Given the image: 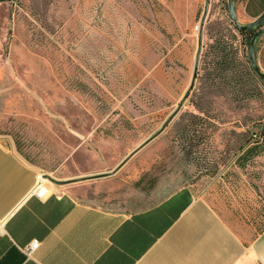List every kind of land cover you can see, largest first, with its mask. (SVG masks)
Listing matches in <instances>:
<instances>
[{
  "label": "rangeland",
  "instance_id": "rangeland-1",
  "mask_svg": "<svg viewBox=\"0 0 264 264\" xmlns=\"http://www.w3.org/2000/svg\"><path fill=\"white\" fill-rule=\"evenodd\" d=\"M227 3L0 0V136L38 181L66 186L112 173L176 112L77 199L116 209L130 191L184 187L253 239L264 229V81L238 64L251 34L233 26ZM233 8L245 26L264 0ZM254 49L264 74V35Z\"/></svg>",
  "mask_w": 264,
  "mask_h": 264
},
{
  "label": "crops",
  "instance_id": "crops-1",
  "mask_svg": "<svg viewBox=\"0 0 264 264\" xmlns=\"http://www.w3.org/2000/svg\"><path fill=\"white\" fill-rule=\"evenodd\" d=\"M39 176L0 136V264H264V229L239 236L188 188L130 191L107 209L77 199L86 177L37 199Z\"/></svg>",
  "mask_w": 264,
  "mask_h": 264
},
{
  "label": "water",
  "instance_id": "water-1",
  "mask_svg": "<svg viewBox=\"0 0 264 264\" xmlns=\"http://www.w3.org/2000/svg\"><path fill=\"white\" fill-rule=\"evenodd\" d=\"M233 1L234 0H228V3H227V9H228V15H229V19L231 21V23L233 24V26L240 32H249V31H253V30H256L257 28H259L263 22H264V11L254 20L252 21L251 23L245 25V26H241L237 23V20H236V16H235V12H234V8H233ZM264 35V27L261 28L258 32H256L254 34V36L252 37V39L250 40V43H249V46H248V60L250 62V66L253 70V72L255 73V75L264 81V74L261 73L255 63V58H254V47H255V41L260 37ZM197 59H198V53L196 55V62H197ZM195 72H196V65H195V68H194V72H193V76H192V81H191V84L189 86V89L187 90L186 94L184 95L183 99H182V102L186 99L187 95L189 94L190 90L192 89L193 87V82L195 80ZM176 114V112H174L170 118L164 123V125L162 126V128L160 129V131H158L153 137L149 138L145 143H143L138 149H136L135 151H133L112 173H109V174H105V175H97V176H93L94 179H97V178H102V177H106V176H111L112 174H114L117 169H119L122 165H124L128 159H130L135 153H137L141 148H143L145 145H147L150 141H152L167 125L168 123L170 122V120L174 117V115ZM92 177L91 178H88V179H93ZM51 183L53 185H56V186H62L63 184L62 183H58V182H54V181H51Z\"/></svg>",
  "mask_w": 264,
  "mask_h": 264
},
{
  "label": "trees",
  "instance_id": "trees-1",
  "mask_svg": "<svg viewBox=\"0 0 264 264\" xmlns=\"http://www.w3.org/2000/svg\"><path fill=\"white\" fill-rule=\"evenodd\" d=\"M247 12L249 13V14H252V13H255L254 11H252L249 7L247 8ZM255 15H258V14H255ZM242 34H251V36H249L250 37V40L252 39V37L254 36V34H255V32L254 31H249V32H241ZM250 40H249V43H250ZM256 42H257V40L255 41V44H256ZM249 43H248V46H249ZM255 52H256V49H254V54H255ZM220 62L221 63H223V64H225V65H230L231 64V62H228V60H227V57H222L221 59H220ZM238 64H242V65H244V70H243V73L246 75V76H248V77H250L251 79H253L256 75H255V73L253 72V70H252V68H251V66H250V62H249V60L245 63V62H243V61H241V63L239 62ZM263 132H264V129H263ZM254 138L255 137H257V136H253ZM256 145H254L253 146V148L252 149H250L249 150V152L251 153V155H254V153H255V150L256 149H254V147H255Z\"/></svg>",
  "mask_w": 264,
  "mask_h": 264
},
{
  "label": "built area",
  "instance_id": "built-area-1",
  "mask_svg": "<svg viewBox=\"0 0 264 264\" xmlns=\"http://www.w3.org/2000/svg\"><path fill=\"white\" fill-rule=\"evenodd\" d=\"M46 194V187L45 185L39 180L35 186L33 195L37 199H42ZM38 247L37 241H33L30 246L28 247V252L35 250Z\"/></svg>",
  "mask_w": 264,
  "mask_h": 264
},
{
  "label": "bare ground",
  "instance_id": "bare-ground-1",
  "mask_svg": "<svg viewBox=\"0 0 264 264\" xmlns=\"http://www.w3.org/2000/svg\"><path fill=\"white\" fill-rule=\"evenodd\" d=\"M43 181H45V180H41L42 183H43Z\"/></svg>",
  "mask_w": 264,
  "mask_h": 264
}]
</instances>
